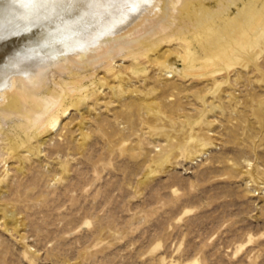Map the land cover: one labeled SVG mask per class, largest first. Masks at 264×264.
<instances>
[{
	"label": "rangeland",
	"instance_id": "1",
	"mask_svg": "<svg viewBox=\"0 0 264 264\" xmlns=\"http://www.w3.org/2000/svg\"><path fill=\"white\" fill-rule=\"evenodd\" d=\"M169 35L48 71L37 134L0 119V264H264V51L199 76Z\"/></svg>",
	"mask_w": 264,
	"mask_h": 264
},
{
	"label": "bare ground",
	"instance_id": "2",
	"mask_svg": "<svg viewBox=\"0 0 264 264\" xmlns=\"http://www.w3.org/2000/svg\"><path fill=\"white\" fill-rule=\"evenodd\" d=\"M207 1L0 0V119L30 115L31 131L42 130L65 111L68 95L28 96L42 90L48 71L96 63L166 31L160 41L179 37L187 48L200 47L205 63L192 67L196 75L246 69L242 57L257 61L264 51V0ZM165 68L182 71L170 62ZM84 89L68 91L80 103Z\"/></svg>",
	"mask_w": 264,
	"mask_h": 264
}]
</instances>
